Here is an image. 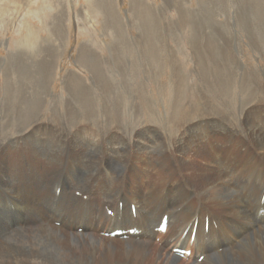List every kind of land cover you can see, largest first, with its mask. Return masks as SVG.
Returning a JSON list of instances; mask_svg holds the SVG:
<instances>
[{
    "label": "bare ground",
    "instance_id": "6f19581e",
    "mask_svg": "<svg viewBox=\"0 0 264 264\" xmlns=\"http://www.w3.org/2000/svg\"><path fill=\"white\" fill-rule=\"evenodd\" d=\"M116 1L97 0L95 5L101 29L114 37L112 58L103 60L84 44L77 51V66L90 73L91 83L76 72L67 73L58 98L64 111L52 109L50 121L0 137V264H170L177 259L174 249L190 251L191 264H264V109H239L241 137L222 118L190 119L179 93L163 112L171 128L182 121L177 133L166 137L154 126H141L146 114L137 108L132 109L133 120L122 122L123 98L114 92L105 68L117 69L127 82L121 58L131 45L124 43L125 24ZM128 2V24L138 32L132 46L142 49L141 57L152 68L164 37L156 6L149 0ZM162 2L166 11L179 10L183 1ZM53 25L52 18L50 32L43 27L44 38L41 29L26 22L25 35L16 42L22 55L34 56L33 94L5 95L4 102L26 119L36 118L47 103L63 51L62 45L61 51L52 45L63 37ZM169 54L180 90L181 68ZM248 83L253 84L242 85ZM139 98H134L138 105L132 98L130 108L153 103L150 97ZM24 105L31 109L24 111ZM19 124H25L24 118ZM221 138L228 141L222 144ZM191 176L203 185L197 189ZM108 210L112 216L106 215ZM164 215L168 222L161 235L154 230ZM77 229L80 235L70 232ZM129 230L136 234L128 235ZM115 231L126 234L110 237ZM149 243L166 253L162 260L155 261L156 249L150 250Z\"/></svg>",
    "mask_w": 264,
    "mask_h": 264
},
{
    "label": "rangeland",
    "instance_id": "374dc122",
    "mask_svg": "<svg viewBox=\"0 0 264 264\" xmlns=\"http://www.w3.org/2000/svg\"><path fill=\"white\" fill-rule=\"evenodd\" d=\"M149 1L156 6L158 23L162 33L164 32L162 48L152 68L148 61L141 57L142 49L132 46L137 40L138 32L135 26L128 24L130 3L128 0L116 1V9L125 24L124 43L131 45L128 53L121 58L122 70L128 68L127 82H122L123 79L117 69H108L107 66L105 68L108 80L115 83L114 92L123 98L121 102L125 110L120 109L125 114L121 118L122 122L128 123L133 120L130 115L132 109L135 111L137 108L138 113L146 114L143 121L140 119L141 126H154L166 137L177 133L182 121L171 128L164 120L163 112L169 106L170 98L179 93L185 96L184 104H188L185 110L190 113V119L198 116L209 120L222 118L225 126L234 129L241 137L238 128L239 109L246 106L253 107L257 112L264 109V0H222L215 4L216 7L213 5L215 0H181L182 8L181 6L179 10L169 8L166 11L162 10V0ZM96 2L97 0H11V2L0 0L3 11L0 13L1 138L5 135L14 136L18 132L17 129L28 132L36 125L50 121L52 109L64 111L58 98L64 93L62 83L67 73L76 72L87 84L91 83L90 73L83 67L79 68L76 63L77 51L82 44L88 45L103 60L111 59V53L115 54L114 37L111 32L101 29L102 17L99 12H95ZM177 11L183 14L181 19ZM52 18L53 27L55 26L56 30L58 27L57 31L63 36L57 38L52 45L60 47L58 51H61L62 45L63 51L59 52L61 55L56 63L54 79L47 89L49 97L47 103L36 118L26 119L19 109L9 107L4 102L5 95L25 98L33 94L30 89L33 65L30 63H34V60L32 61L34 56L31 58L29 55H22L16 42L25 35L26 22L34 25L36 29H41L40 36L47 38V31L43 27L46 25L50 32ZM170 23L173 26H170ZM168 50L174 55L173 62L181 68L183 83L180 90L179 82L172 75ZM246 82L253 84L243 86L242 83ZM93 94L94 99L97 98L101 103L103 99L99 91L93 89ZM140 95L152 98L153 103L151 105L149 103L145 108L142 106L130 108L132 98L135 100L134 98H139ZM135 104H139L137 100ZM174 107L178 109L176 105ZM22 109L29 111L31 108L24 105ZM21 118H24L25 124H19ZM153 122L155 125H152ZM99 126L105 127L101 123ZM226 141L227 138H221L222 144ZM223 151L226 154L233 153L226 149ZM190 180L194 181L197 189L203 185L201 179L194 176H191ZM54 226L59 227V224ZM60 230L63 234L68 231ZM70 232L81 234L79 229ZM92 235L96 236L93 233ZM153 242L157 243L158 238L155 237ZM149 245L150 250L155 252L156 249L155 261L162 260V254L166 253L150 243ZM192 257L196 258L195 255ZM189 258L187 257L186 261L177 257L170 264H191ZM197 262L200 263L198 259Z\"/></svg>",
    "mask_w": 264,
    "mask_h": 264
}]
</instances>
